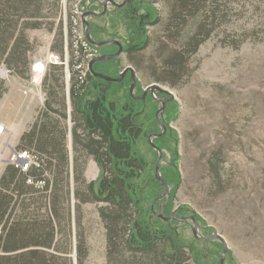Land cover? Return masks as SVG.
<instances>
[{
    "label": "rangeland",
    "instance_id": "1",
    "mask_svg": "<svg viewBox=\"0 0 264 264\" xmlns=\"http://www.w3.org/2000/svg\"><path fill=\"white\" fill-rule=\"evenodd\" d=\"M85 1L60 0L58 14L52 6L48 7L43 26L27 33L31 46L27 66L19 71L10 70L4 64L0 66V130H3L0 133V181L8 167L23 173L11 165L18 158L15 152H27L40 160L34 147L29 150L22 147L21 139L41 126L52 79L60 78L62 91H57L65 94L67 115L65 120L60 119L61 130L71 166L70 200L66 212L62 211L67 221L63 219L62 224L70 252L67 257L71 264H78L76 245L80 232L87 250L84 264H108L107 230L101 217L105 205L92 200L79 204L75 198L77 192L87 194L86 185L97 182L109 172L101 169L95 158L83 153L75 142L77 136L83 134L81 123L75 120L71 99L77 70L82 67L91 74L93 60L110 56L102 55L109 47H97L88 41L83 23L85 14L101 13L103 0H93L89 8ZM146 1L155 3L160 16L159 24L148 27L146 49L93 66L96 72V66L110 64L106 67L110 71L104 75L114 79L120 78L128 68L135 72L134 97L130 94L132 78L128 73L126 81L122 82L125 86H113L109 100L123 107L131 97L139 104L135 114L144 135L135 151L145 162V173L137 189L146 192L144 209H151L149 216L153 224L176 220L173 229L179 240L189 248L199 249L209 264H221L224 250L218 240H202L212 235L222 236L228 245L225 264H264V0H211L212 10L205 14L207 25L212 28L210 37L173 81H169L168 62L173 52L179 51L199 32L204 15L188 19L177 30L169 23L173 0ZM77 9L84 11L79 22L91 48L88 55L83 52V59L76 58L70 24ZM98 18H87L92 29L91 39L96 43L116 40L127 49L130 34L129 26L122 22L125 16ZM50 24H55L53 31ZM61 26L64 46L57 50ZM94 29L99 31L94 33ZM54 54L61 57L63 65L49 61L48 57ZM37 56L46 59L49 66L41 80L33 73V59ZM153 85L177 99L162 93L163 98L172 103L165 106L158 118L162 104H158L155 97L159 99L161 92L156 91L155 97L148 98L146 109L135 99ZM155 146L162 151L158 173L167 183V189L156 178L160 153ZM77 173L82 174V183L76 182ZM46 177L43 181H50L47 192L51 194L54 185L51 171ZM43 181L28 177L27 185L43 192L46 191ZM180 217L195 218L199 239L194 237L192 220L183 221ZM0 230L2 234L3 226Z\"/></svg>",
    "mask_w": 264,
    "mask_h": 264
},
{
    "label": "trees",
    "instance_id": "2",
    "mask_svg": "<svg viewBox=\"0 0 264 264\" xmlns=\"http://www.w3.org/2000/svg\"><path fill=\"white\" fill-rule=\"evenodd\" d=\"M52 1L0 0V66L4 64L14 71L27 66L31 51L27 33L43 26L48 7L52 6L58 14L60 0ZM212 5L211 0H173L170 27L178 30L188 19L199 14L204 15V25L201 23L199 32L179 51L173 52L168 62L169 81L185 71L190 57L209 39L212 28L207 25L205 14L212 10ZM128 14L124 12V16ZM130 15L126 49L129 55L146 49L148 27L160 23L154 2L133 0ZM54 27L55 24H50V30ZM59 30L61 41L57 50L64 46L62 26ZM109 65L96 66V72L105 74ZM77 74L71 99L75 120L81 123L83 134L77 136L75 142L83 153L95 158L101 169L109 172L97 182L86 185L87 194L77 192L75 198L79 204L92 200L105 205L101 217L107 230L108 264H209L199 249L189 248L179 240L173 229L176 220L153 224L149 216L151 209H144L146 192L137 189L138 181L145 173V162L135 151L137 142L144 135L135 114L139 104L131 97L123 107L109 100L113 86L124 87L123 83H107L91 74L82 80L81 74ZM52 84L41 126L33 128L21 139L23 148L34 147L40 154L41 169L24 174L8 167L0 181V226H3L0 264H71L67 257L70 254L68 239L65 240L67 233L65 235L62 225L63 219L66 221L62 211L65 209L66 212L71 194V166L60 121L67 117L66 99L65 94L60 93V78L54 77ZM54 115H58L57 119ZM50 171L54 177L51 194L47 192L51 186L49 180L45 181L46 191L43 192L27 185L28 177L46 180L45 174ZM76 175V182L82 183V174ZM84 239L79 232L78 264H84L87 258Z\"/></svg>",
    "mask_w": 264,
    "mask_h": 264
},
{
    "label": "water",
    "instance_id": "3",
    "mask_svg": "<svg viewBox=\"0 0 264 264\" xmlns=\"http://www.w3.org/2000/svg\"><path fill=\"white\" fill-rule=\"evenodd\" d=\"M106 11H104L103 14H105ZM101 14V15H103ZM100 14H96V13H87L84 15L83 17V23L86 25V37L88 39V41L94 45V46H97V47H104V46H108V45H118L119 46V51L114 54V55H110V56H102L100 58H97L95 60H93L91 63H90V72L92 74V76L96 79H101V80H104L106 82H112V83H122L124 82V80L126 79L128 73H131V78H132V85H131V88H130V94L132 97H134V91H135V88H136V85H137V80H136V76H135V72L132 68H128L126 69L120 78H117V79H114V78H111L109 76H106L104 74H99V73H96L94 72V69H93V66L98 64V63H109L115 59H118L119 57H121V55L123 54V47L116 41H108V42H101V43H96L94 42L92 39H91V32H92V29L87 21V18L89 17H92V18H98L101 16ZM156 91H159L161 93H165L166 91L161 89L159 86H156V85H153V86H150L147 88V90L145 91L144 95L142 97H135L136 100H144L148 94V92H156ZM167 94H169L173 100H177L173 94H171L170 92H166ZM164 111V108L157 113V118L159 117V114L161 112ZM161 136V135H160ZM159 136V137H160ZM156 150L159 151L160 153V158H159V161H158V164H157V173H156V178L157 180L161 181L165 186H166V189L168 188L167 187V183L159 176V165H160V162L162 160V151L160 149H158L156 146H155ZM167 191V190H166ZM160 218H163V215H160ZM192 220V222L194 223V228H193V234H194V237L196 239H199L198 237V230H199V227H198V224L195 220L194 217H191V218H182L180 217V220H183V221H188V220ZM203 241H212V240H218L220 241L223 246H224V250H223V256H222V259H221V264H225L226 262V257H227V254H228V245L225 241V239L222 237V236H219V235H212L206 239H202Z\"/></svg>",
    "mask_w": 264,
    "mask_h": 264
},
{
    "label": "built area",
    "instance_id": "4",
    "mask_svg": "<svg viewBox=\"0 0 264 264\" xmlns=\"http://www.w3.org/2000/svg\"><path fill=\"white\" fill-rule=\"evenodd\" d=\"M85 5L89 8L91 6V2L89 0L85 1ZM88 8H84L83 10H88ZM66 12V10H65ZM84 11H80L79 9L75 10L73 12V16L71 17L70 24L72 26V37H73V43L74 47L76 49V58L83 59V52H85V55H88V50L91 49L89 44L86 43L85 36L83 35V32H81V24H80V16ZM65 17V22L67 23V14ZM90 51V50H89ZM40 56L34 57L33 61V73L35 72L36 77L38 79H44L43 77L46 76L47 70L49 68L48 66V61L44 58H39ZM90 58V57H89ZM50 59L49 61L54 64V65H63V61L60 56L58 55H51L48 57ZM92 59V58H91ZM90 59V60H91ZM48 66V67H47ZM66 68H68V65H66ZM81 74L82 80H86L88 77V72L87 70H84L82 67H79V70H77ZM3 130H0V133H2ZM15 156H17L16 160L12 161L13 163L11 164L15 168L20 169L23 173H27L30 170L36 169L39 170L41 169V161L38 160L37 157H34L33 155H30L27 152L23 153H17L15 152ZM46 176V174H45ZM43 181V180H39ZM32 183V181H29ZM45 182V181H43ZM41 184V183H40ZM40 187H43L42 185H39ZM0 235H1V230H0Z\"/></svg>",
    "mask_w": 264,
    "mask_h": 264
},
{
    "label": "flooded vegetation",
    "instance_id": "5",
    "mask_svg": "<svg viewBox=\"0 0 264 264\" xmlns=\"http://www.w3.org/2000/svg\"><path fill=\"white\" fill-rule=\"evenodd\" d=\"M94 2H95V0H94ZM132 2H133V0H120V1L119 0H103L102 1V11H101L100 15L103 14L104 11H106V13L101 15L98 18V20H103L105 18H109V16L112 17V19H113V17L114 16L117 17V15H118V18H120L122 15H124L123 12H129V14L125 16V19L122 22L127 23V26L130 27L129 23H131V21H130V18H131L130 12L132 10ZM99 5H101V4L99 3ZM98 7H99L98 9H100V6H98ZM110 9H113L112 12L109 11ZM98 31L99 30L94 29V33L98 32ZM116 42H118L122 46V44L119 41H116ZM106 47H109V49L105 50L102 53V55H114V54H116L119 51V46L115 45V44L108 45ZM113 47H114V50H113ZM122 47H123V54L122 55H124L126 53V48L124 46H122ZM116 60H118V59H116ZM108 71H110V69H108L106 72L108 73ZM128 76H129V74L127 75V77ZM127 77H126V79H127ZM126 79L124 80V82L126 81ZM159 94H160V98L157 99L155 97V93L154 92H148L146 98L144 100H139L138 102L142 103V108H145V109H146V105H147L146 103L148 101V98L155 97V99L157 100L156 102L158 104H162V109L165 108V106L167 107V105L169 103L170 104L172 103V102H170L168 100H165V98H163L164 94H162V93H159Z\"/></svg>",
    "mask_w": 264,
    "mask_h": 264
},
{
    "label": "bare ground",
    "instance_id": "6",
    "mask_svg": "<svg viewBox=\"0 0 264 264\" xmlns=\"http://www.w3.org/2000/svg\"><path fill=\"white\" fill-rule=\"evenodd\" d=\"M90 2H93V0H89Z\"/></svg>",
    "mask_w": 264,
    "mask_h": 264
}]
</instances>
